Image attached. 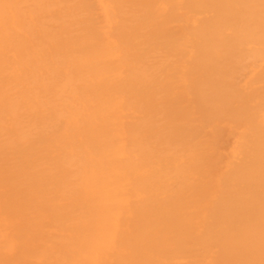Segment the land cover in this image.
<instances>
[{
    "label": "bare ground",
    "instance_id": "bare-ground-1",
    "mask_svg": "<svg viewBox=\"0 0 264 264\" xmlns=\"http://www.w3.org/2000/svg\"><path fill=\"white\" fill-rule=\"evenodd\" d=\"M0 264H264V0H0Z\"/></svg>",
    "mask_w": 264,
    "mask_h": 264
}]
</instances>
